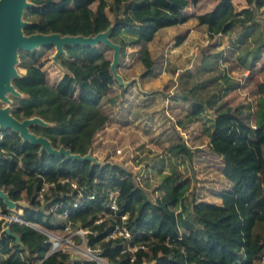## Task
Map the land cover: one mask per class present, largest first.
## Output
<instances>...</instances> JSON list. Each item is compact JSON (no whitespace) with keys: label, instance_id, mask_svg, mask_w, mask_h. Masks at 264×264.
Segmentation results:
<instances>
[{"label":"trees","instance_id":"obj_1","mask_svg":"<svg viewBox=\"0 0 264 264\" xmlns=\"http://www.w3.org/2000/svg\"><path fill=\"white\" fill-rule=\"evenodd\" d=\"M28 2L22 12L24 34L88 36L107 30L106 37L118 45L120 56L126 45L140 46L139 60L144 67L140 77L144 78L153 76L155 61L143 43L159 28L186 21L184 6L197 0ZM244 2L245 6L235 9L231 0H217L212 8L194 17L204 25L208 37L224 34L236 23L245 33L255 12L264 8V0ZM261 27L264 35V17ZM41 47L48 49L50 44ZM37 52L35 48L28 55ZM109 63L96 44H63L58 64L64 71L50 85L40 65L19 54L18 65L24 67V72L10 79L19 95L11 97L9 113L17 120L38 117L42 123L30 124L31 133L46 138L52 148L62 147L82 157L89 150L94 132L107 119L99 102L114 81ZM255 91L264 92V81L256 84ZM201 111L200 104H191V110L176 125L196 119ZM256 115L264 116V105ZM256 121L246 124L236 108L215 112L207 130L208 146L221 158L220 172L229 186L219 192V203L193 199L189 210L184 204L186 181L176 173L161 178L163 192L151 200L132 174L116 163L39 150V144L21 139L10 127L3 128L0 189L11 201L23 199L26 203L17 204L22 221L10 220L0 230V264H96L93 259L70 261L62 251L45 255L49 241L33 225L62 227V223H53L54 212L45 209L53 205H58L56 212L65 211V223L85 229L86 246L109 264H264V244L251 236L254 223L264 220V117ZM166 149L188 153L179 140L170 141ZM63 179L73 181L80 195ZM43 183L52 185L39 199L37 192ZM108 188L117 190L115 210L106 207ZM90 193L92 198L87 197ZM74 200L78 204L72 208ZM0 212L5 213L1 198ZM123 214L128 237L111 236Z\"/></svg>","mask_w":264,"mask_h":264},{"label":"rangeland","instance_id":"obj_2","mask_svg":"<svg viewBox=\"0 0 264 264\" xmlns=\"http://www.w3.org/2000/svg\"><path fill=\"white\" fill-rule=\"evenodd\" d=\"M231 1L235 9L245 6L244 0ZM215 2H188L183 8L186 21L159 28L143 43L155 61L153 76L140 77L144 70L139 60L140 46L126 45L123 56L118 53L115 59L113 46L98 39L93 42L110 60L114 81L99 102L107 119L94 132L86 155L92 162H113L128 170L151 200L162 194L159 182L164 175L178 174L186 181L184 204L188 210L193 199L219 203V192L229 186L220 172L221 158L208 146L207 130L215 112L225 107L236 108L240 118L251 125L254 119L264 117L256 115L264 105V92L255 91L256 84L264 81L261 27L264 8L255 12L247 33H242L236 23L226 33L208 37L204 25H199L194 16L210 9ZM94 4H90L91 8ZM23 9L19 19L25 23ZM106 14L112 19L107 9ZM122 36L128 38L126 34ZM41 46L16 48L13 71L24 72V67L18 65L19 54H22L26 61L39 64L47 82L53 85L64 68L58 64L55 44H50L48 49ZM35 48L38 52L28 55ZM14 95L19 94L5 90L0 97V107L9 112ZM193 103L200 104L202 111L196 119L177 126L176 121L183 119ZM176 140L186 145L187 154L166 149L170 141ZM262 153L264 155V146ZM25 203L21 199L12 201L11 206L6 204L5 213L0 212V230L10 222L5 214L20 215L21 209L17 206ZM53 212V223H62V227L47 229L35 225L45 232L49 249L65 252L70 261L93 259L96 264H109L95 249L86 246L85 229L68 225L62 213ZM251 236L264 244V220L254 223Z\"/></svg>","mask_w":264,"mask_h":264},{"label":"water","instance_id":"obj_3","mask_svg":"<svg viewBox=\"0 0 264 264\" xmlns=\"http://www.w3.org/2000/svg\"><path fill=\"white\" fill-rule=\"evenodd\" d=\"M29 5L28 0H0V97L5 90L10 92H15L14 87L10 83V79L18 74L13 71V61L15 56L16 48L30 49L37 47L38 45L45 44H55L57 56L62 52L63 44L72 43H82V44H93L95 40H101L105 43L114 47V58L118 55V45L108 41L106 37L107 30L98 32L94 36H82V35H59L57 33H32L24 34L22 32V26L25 24L20 21V13L22 8ZM33 123H42L41 119L36 116L31 118H24L22 120H17L11 116L7 111V108L0 107V129L3 130L5 127H10L11 129L18 132L21 139H27L31 143L39 144V150L44 149L47 152L54 153L56 155L64 154L65 156L79 157L78 155H73L68 152L67 149L62 147L52 148L50 147L48 140L42 136H35L28 130V126ZM79 158H88L85 154ZM89 159V158H88ZM0 198L3 203L11 206L12 201L8 199L5 192L0 189ZM3 214V213H2ZM10 220H20L22 219L16 214H5ZM33 227L45 234V232L37 228L35 225ZM54 249L51 247L45 255L53 252Z\"/></svg>","mask_w":264,"mask_h":264},{"label":"built area","instance_id":"obj_4","mask_svg":"<svg viewBox=\"0 0 264 264\" xmlns=\"http://www.w3.org/2000/svg\"><path fill=\"white\" fill-rule=\"evenodd\" d=\"M3 137V130L0 129V140L2 139ZM65 181H68L67 179H63ZM69 184H70V187L71 188H77L76 184L73 182V181H68ZM48 185H52V184H46V183H43L42 187H40V189L38 190L37 192V198L41 199L42 198V193L43 191L46 189V187ZM77 192H78V195H80V188H77ZM116 194H117V190L115 188H108L107 189V200H106V207L110 210H115L116 209V202H115V197H116ZM92 193L88 194L87 197L88 198H92ZM78 204V201L77 200H74L71 204V207H75L76 205ZM58 205H53L49 208V211H55V208L57 207ZM62 214L65 216V211L62 212ZM124 217L125 215H121L120 216V219H121V223L118 224V225H115L114 228H113V231L111 232V236H121V237H124V238H127L128 237V232L125 228V226L123 225V220H124ZM94 256V255H93Z\"/></svg>","mask_w":264,"mask_h":264},{"label":"crops","instance_id":"obj_5","mask_svg":"<svg viewBox=\"0 0 264 264\" xmlns=\"http://www.w3.org/2000/svg\"><path fill=\"white\" fill-rule=\"evenodd\" d=\"M216 1H217V0H216ZM212 7H213V6H212ZM212 7H211V8H212ZM208 10H209V9H208ZM199 25H200V24H199ZM172 26H173V25H172ZM172 26H170V25H169V26H165V28H169V27H172ZM202 26H203V25H202ZM163 28H164V27H163ZM212 37H213V36H212ZM55 82H56V80H55ZM55 82H54V83H55ZM216 203H218V202H216ZM144 264H145V263H144ZM147 264H151V262H150V263H147ZM254 264H256V263H254Z\"/></svg>","mask_w":264,"mask_h":264},{"label":"bare ground","instance_id":"obj_6","mask_svg":"<svg viewBox=\"0 0 264 264\" xmlns=\"http://www.w3.org/2000/svg\"><path fill=\"white\" fill-rule=\"evenodd\" d=\"M19 210V209H18ZM9 211H11V210H9ZM54 244H56V243H54Z\"/></svg>","mask_w":264,"mask_h":264}]
</instances>
